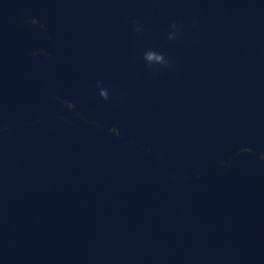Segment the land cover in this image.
Here are the masks:
<instances>
[{
    "label": "water",
    "instance_id": "obj_1",
    "mask_svg": "<svg viewBox=\"0 0 264 264\" xmlns=\"http://www.w3.org/2000/svg\"><path fill=\"white\" fill-rule=\"evenodd\" d=\"M0 264H264V0H0Z\"/></svg>",
    "mask_w": 264,
    "mask_h": 264
},
{
    "label": "clouds",
    "instance_id": "obj_2",
    "mask_svg": "<svg viewBox=\"0 0 264 264\" xmlns=\"http://www.w3.org/2000/svg\"><path fill=\"white\" fill-rule=\"evenodd\" d=\"M149 58H151V57H149ZM100 95H101V97H103V98H105V99H107V97H108V93H107L106 90L102 91V92L100 93Z\"/></svg>",
    "mask_w": 264,
    "mask_h": 264
}]
</instances>
